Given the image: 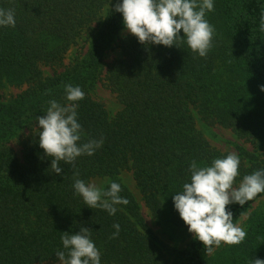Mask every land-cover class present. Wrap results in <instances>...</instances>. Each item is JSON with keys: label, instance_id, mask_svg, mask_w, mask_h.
Listing matches in <instances>:
<instances>
[{"label": "trees", "instance_id": "16d2710c", "mask_svg": "<svg viewBox=\"0 0 264 264\" xmlns=\"http://www.w3.org/2000/svg\"><path fill=\"white\" fill-rule=\"evenodd\" d=\"M110 2L122 0H0V8L15 10L16 20L15 27L0 26V89L24 86L0 102V264L59 261L56 252L67 253L61 235L75 234L81 226L92 229L101 264H252L264 259V213L255 211L242 243L209 253L193 235L182 249L168 250L169 261L119 178L121 171L131 172L156 224L172 238L187 226L173 196L191 182V162L211 166L229 154L211 146L197 129L193 109L208 124L249 141L253 151H264V0H213L214 10L205 18L215 32L206 57L193 52L186 38L177 42L179 47L144 45L130 33L118 39L121 55L106 64L103 54L124 27L122 14L108 10L94 31L91 24ZM86 31V54L65 65V53ZM43 67L52 72L45 75ZM101 76L120 104L112 116L92 95ZM66 84L85 93L77 102L78 143L101 138L104 143L93 155L78 157L75 166L61 161L62 174H56L52 158L39 145L37 116L46 115L50 100L70 103ZM11 139L18 140L20 156ZM239 156L234 186L264 169V154L260 159L252 152ZM95 177L119 183V195L129 203L115 205L114 215L88 207L73 184L75 178L87 184ZM263 196L243 206L227 205L233 222ZM114 224L120 230L113 239Z\"/></svg>", "mask_w": 264, "mask_h": 264}, {"label": "clouds", "instance_id": "9594fccd", "mask_svg": "<svg viewBox=\"0 0 264 264\" xmlns=\"http://www.w3.org/2000/svg\"><path fill=\"white\" fill-rule=\"evenodd\" d=\"M214 10L213 0H122L115 5V11L123 14V24L127 32L138 38L141 44L178 46V41L186 38L188 47L200 57H206L212 48L215 29L205 18ZM15 10L0 8V26L15 27ZM261 31H264V15L261 16ZM183 30L184 36H180ZM179 47V46H178ZM65 105L50 100L46 115L37 116L39 145L51 157V169L62 174L60 162L72 164L82 155H93L104 141L81 140L82 126L77 120L78 101L85 93L79 86L64 85ZM264 91V85L261 86ZM42 129V130H41ZM240 158L232 152L223 158H216L211 166L198 167L193 160L189 166L191 182L183 184V190L173 196L174 207L188 226L190 233L202 242L209 253L221 243L238 245L246 237V231L233 222V214L226 206L239 203L243 206L258 194L264 193V169L245 175L238 187L234 181L239 176ZM79 177V173H75ZM105 190L94 182L85 183L75 178V193L82 196L85 204L93 209L101 208L110 215L117 211L115 205H127L129 201L121 197V185L107 181ZM119 235L120 226L114 224ZM91 228L81 226L75 234L63 232L61 241L67 250L57 251L61 264H101V253L91 237ZM252 264H264V259L252 260Z\"/></svg>", "mask_w": 264, "mask_h": 264}, {"label": "rangeland", "instance_id": "374dc122", "mask_svg": "<svg viewBox=\"0 0 264 264\" xmlns=\"http://www.w3.org/2000/svg\"><path fill=\"white\" fill-rule=\"evenodd\" d=\"M116 4L117 3L115 2L112 3L110 2L107 3L102 8V11L99 13L97 17V20L91 24V28L93 29V31L97 28V24L103 19V17L105 16L108 10H115ZM127 34H130V32H127V30L123 27L122 30L118 33V36L114 38V40L106 48L103 54L104 56L103 60L106 64L110 63L112 60L118 58L121 55L120 48L118 46V39L120 36ZM89 39H90V32L86 31L81 34V36L77 39L76 44L70 46L68 51L65 53L64 56L65 65H68L75 58H81L86 54L87 49L89 47ZM43 71L45 75H49L52 72V69L49 67H43ZM22 89H24V86L22 87L8 86L6 88L0 89V102H6L10 98L18 94ZM92 95L95 99L103 103L106 110L111 116L114 115L120 109V104L115 94L107 88L104 80H102V76L101 79H99V81L95 83L92 91ZM192 112L197 129L204 135V137L208 140L210 145L216 148L217 150L226 153L234 152L238 156L240 155V152L243 151L252 152L254 153L255 156H257V159L263 157L264 151L262 150L253 151L254 148L252 144L249 141L238 137L231 129L226 128L219 124H208L207 122L201 119V117L198 115L195 109H193ZM9 145L16 153V155L20 156V145L18 144V140L11 139L9 141ZM119 178L124 183V185L129 189V191L132 193V195L138 202L141 208V213L144 216L146 223L153 230L154 234L160 241L161 245H163L162 248L164 253L166 254L167 259L171 261L173 259V255L170 254L168 250L170 248L175 250L182 249L185 246V244L190 240V238L193 236V234L189 232L188 226H186L184 229H181L182 231L180 232V234L176 233L177 237H172V238L169 237L163 231V229L156 224L154 217L151 215L150 211L145 206L142 196L138 190V187L134 179L132 178L131 172L128 170L121 171V173L119 174ZM108 180L109 179L106 177H95L89 180L88 183L94 182L98 186L104 187ZM239 184L235 185L234 187H238ZM255 211L264 213V196L258 201H256L252 205V207L237 220L236 224L241 226L246 231V228L248 226L249 216L251 213ZM181 237H183L182 240ZM227 246L229 245L221 243L220 249L223 250ZM213 255L215 258H217L216 253H214ZM38 264H61V262L44 261Z\"/></svg>", "mask_w": 264, "mask_h": 264}]
</instances>
